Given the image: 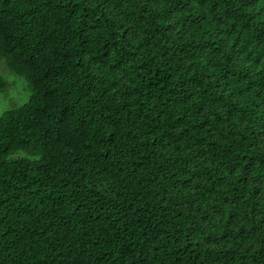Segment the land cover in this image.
<instances>
[{"label": "trees", "instance_id": "16d2710c", "mask_svg": "<svg viewBox=\"0 0 264 264\" xmlns=\"http://www.w3.org/2000/svg\"><path fill=\"white\" fill-rule=\"evenodd\" d=\"M0 59V264H264V0H0Z\"/></svg>", "mask_w": 264, "mask_h": 264}, {"label": "rangeland", "instance_id": "374dc122", "mask_svg": "<svg viewBox=\"0 0 264 264\" xmlns=\"http://www.w3.org/2000/svg\"><path fill=\"white\" fill-rule=\"evenodd\" d=\"M0 75L5 81V87L0 90V118L4 111L19 107L29 99L30 92L23 77L9 70L0 59Z\"/></svg>", "mask_w": 264, "mask_h": 264}]
</instances>
